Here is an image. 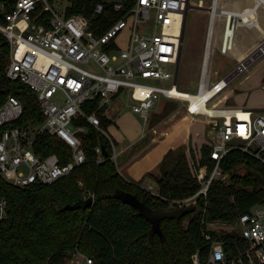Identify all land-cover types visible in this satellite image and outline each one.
<instances>
[{
	"label": "built area",
	"instance_id": "1",
	"mask_svg": "<svg viewBox=\"0 0 264 264\" xmlns=\"http://www.w3.org/2000/svg\"><path fill=\"white\" fill-rule=\"evenodd\" d=\"M114 18L102 33L90 27V18L82 13L66 15L55 9V0H1L0 32L11 46L6 76L29 86L44 113V120L30 127L7 126L23 112L21 100L9 95L0 106V177L20 188L33 183L52 184L70 174L87 159L83 148L86 120L109 139L112 159L116 161L115 142L108 130L101 127V113L111 119L114 100L123 93L132 101V111L147 119L161 95L173 98L176 69L182 38L184 17L190 0H106ZM202 5L203 0L199 1ZM219 0H213L211 21L203 52V68L198 93L224 80L205 101L208 103L224 91L237 76L259 57L238 64L213 84L210 83V63L215 48L231 54L238 21L223 19L218 27ZM105 3L95 5L94 14L105 11ZM7 8L9 10H7ZM213 33L211 35V29ZM264 54V52H263ZM262 54V55H263ZM249 55V54H248ZM261 56V55H259ZM94 60L103 70L92 71L83 66ZM172 65H176L172 69ZM174 80L171 86L166 83ZM99 99V103H94ZM87 103V111L84 105ZM191 107L190 113L205 115L210 123L206 141L212 146L211 156L217 160L210 176L200 166L199 158L191 161L193 174L202 183L200 190L184 199L165 198L178 207L196 204L200 194L207 196L213 180L231 182L229 173L220 165L223 157L238 149L264 163V114L242 106L213 107L214 112ZM48 134L64 140L72 148V159L63 163L55 153L42 156L35 151L37 139ZM255 145L258 150H255ZM100 159L101 145L96 147ZM153 194V185L147 187ZM198 207V206H197ZM8 215V201L0 194V221ZM207 258L198 249L192 255L193 264H264V202L251 206L235 221L201 220ZM84 264H94L86 257Z\"/></svg>",
	"mask_w": 264,
	"mask_h": 264
},
{
	"label": "trees",
	"instance_id": "2",
	"mask_svg": "<svg viewBox=\"0 0 264 264\" xmlns=\"http://www.w3.org/2000/svg\"><path fill=\"white\" fill-rule=\"evenodd\" d=\"M99 2L106 8L103 14L95 15ZM74 13L89 17L96 34H102L120 15L112 14L106 0H67L66 15ZM10 54V43L0 32V106L9 95L23 104L21 116L3 128L37 125L44 120V113L32 89L6 76ZM84 108L92 110L87 109V103ZM99 114L101 127L108 130L114 121ZM80 123L88 129L83 142L87 159L70 174L52 184L33 183L27 188L16 187L0 177V194L8 201V215L0 221V264H59L77 251L89 255L94 264H193L192 255L198 249L201 258H207L203 217L232 222L251 206L264 202V187L256 177L257 173L264 177V163L241 150H231L220 162L231 182L213 180L207 196L199 195L196 211L180 219L162 220L161 238L152 232V223L138 209L114 193L117 189L129 191L153 208L167 206L165 198L184 199L197 193L202 183L193 174L186 151H168L160 163V173L132 179L118 170L106 135L86 120ZM102 141L107 142L108 154L100 159L96 147ZM34 148L42 156L57 154L63 163L72 159V148L57 136L41 135ZM211 151L209 143L201 146L200 166L207 168V176L217 163ZM148 176L154 179L159 195L144 186ZM85 194L93 197V203L71 209Z\"/></svg>",
	"mask_w": 264,
	"mask_h": 264
},
{
	"label": "rangeland",
	"instance_id": "3",
	"mask_svg": "<svg viewBox=\"0 0 264 264\" xmlns=\"http://www.w3.org/2000/svg\"><path fill=\"white\" fill-rule=\"evenodd\" d=\"M199 1L190 0L191 7L187 16L179 74L176 83V88L189 93H197L201 80L203 52L210 22V12L204 9L210 7L213 3V0H204L205 4L203 6L205 8H203L199 6ZM243 1L224 0L223 5L232 7L229 9H238L240 7L238 5L242 4ZM53 5L55 9L62 12L63 8L67 5V0H55ZM220 28H222V24ZM254 33V30H250L249 37H253ZM240 34H242V28L237 32L235 38L236 41L238 40L239 45L233 49V52L239 57L245 55L257 45L254 44L255 46H251L248 50H242L243 42L245 43V39H248V33ZM257 57L259 58L247 70L237 76L224 91L208 103L209 108L234 106L237 104L242 107L258 109L256 110L258 114H264V54ZM237 64L238 60L229 54L223 53L216 47L210 63V83L216 82ZM83 66L95 72H103L94 60L84 63ZM175 68L176 65H172V69ZM173 82L174 80H171L166 85L171 86ZM118 101L120 116L130 119L132 101L127 96V93H123ZM188 104L189 101L186 99L175 96L169 98L161 95L147 119L135 113L137 121H135L134 126L138 125V128H143L142 139L132 146V148L126 150V152L123 150V145H116L115 153L118 170L120 172L126 170V164L132 159H129V157L141 152H144L143 155L145 157L138 161V163L144 162L142 165H145V170L156 163V166L153 169H148L144 175H150L151 172L155 174L160 173V163L164 155L170 150H173L175 153L186 151L190 161L196 162L200 157L201 146L208 140L211 127L205 115L190 113ZM147 179H149V176ZM150 185H153V191L157 190V185L154 181L145 180L144 186L148 187ZM88 197L89 195L85 194L84 198ZM86 257H89V255L77 251L71 256L65 257L59 264H84Z\"/></svg>",
	"mask_w": 264,
	"mask_h": 264
},
{
	"label": "crops",
	"instance_id": "4",
	"mask_svg": "<svg viewBox=\"0 0 264 264\" xmlns=\"http://www.w3.org/2000/svg\"><path fill=\"white\" fill-rule=\"evenodd\" d=\"M223 1L224 0H219L220 6H223L224 8H226V7L232 8V7H228L227 5H223ZM204 4L205 3H203L201 5L199 3V6L205 8L203 6ZM238 6H240L239 8H241V10H243V13H245L247 15V20L245 21V24L241 25V26L239 24L240 15L236 16L237 21H238L236 34H237V32H239V30L241 28H242V35L244 33H248V39L247 40L245 39V41H246L245 43H247V44H245L242 41L243 42L242 50H248L254 44H259L262 42L264 43V1L261 2V0H257V1L256 0H244L243 3L238 5ZM211 8H212V5L210 7H206L204 9V10H208L210 12V21H211ZM251 10H253L254 12H251ZM255 12H256V15H257L258 20H259L257 23H255V18H253L254 17L253 15H255ZM223 19L221 20V17L219 16V18L217 20L218 27H220L221 24L223 25ZM209 25H210V22H209ZM250 30H254V32H255L253 37H249ZM183 41H184V39H183ZM238 45H239L238 40L237 41L235 40V47ZM182 46H183V44H182ZM235 47H234V49H235ZM237 49H238V47H237ZM233 51L230 54V56H232L233 58H235L236 60L239 61L240 58H242V57H239ZM118 103H119L118 99L114 100V102H113L114 105L110 109L111 119L114 121V124L109 127L108 131L111 134V136L113 137V139L116 141L115 145H123V150H124V152H126V150H128L129 148H132V146H134L140 139H142L141 137L143 134V128L142 127L138 128V125L134 126L135 121H137V119L134 115L135 112H133V111H131V113H130L131 117H129L132 120L122 118V116H120V113H119L120 107H118V105H119ZM234 106H240V105L236 104ZM254 110H257V109H254ZM143 154H144V152L131 155L129 157V159H131V158L132 159L128 164H126V166H125L126 170L121 171V173L125 176H130L136 180H139L144 176L145 172L148 171V169H153L156 166V163H154L147 170L144 169L145 165L144 166L142 165L144 162H142L141 164L138 163V161L142 160L145 157V155H143ZM147 167H149V166L147 165ZM147 180L154 181V179H152V178H149Z\"/></svg>",
	"mask_w": 264,
	"mask_h": 264
},
{
	"label": "water",
	"instance_id": "5",
	"mask_svg": "<svg viewBox=\"0 0 264 264\" xmlns=\"http://www.w3.org/2000/svg\"><path fill=\"white\" fill-rule=\"evenodd\" d=\"M187 12L184 17V23H183V29H182V38H181V44L179 49V55H178V62H177V69H176V82L178 79L179 74V65H180V59H181V51H182V44L185 34V27L187 22ZM2 86V77L0 76V87ZM258 110V109H257ZM101 147L103 150V154H108L107 149V142L102 141ZM255 150H258V147L255 145ZM256 177L259 181V183L264 187V177L257 173ZM114 196L120 198L123 202L128 203L139 210L140 214L144 216L146 219H148L152 223V232L155 234H158L161 238H164V233L161 227V222L164 219H180L181 217L192 213L197 210V205H191L187 207H178L173 203H169L165 207H158L153 208L149 204H147L145 201L141 200L138 195L131 193L129 191H120L116 190L114 193ZM93 203V197L89 196L88 198H84L79 200L76 204L71 206V209L77 208L78 206H90Z\"/></svg>",
	"mask_w": 264,
	"mask_h": 264
},
{
	"label": "bare ground",
	"instance_id": "6",
	"mask_svg": "<svg viewBox=\"0 0 264 264\" xmlns=\"http://www.w3.org/2000/svg\"><path fill=\"white\" fill-rule=\"evenodd\" d=\"M263 1L264 0H261V2H263ZM219 3L220 2H218L216 12L219 13L221 19H223V18L232 19L234 16L240 15V20H241L239 22L240 26H241V24H245V21L247 20V15L245 13H243V10H241L240 8H238V9H229L227 7L224 8L223 6H220ZM251 12H254V11L251 10ZM253 16H254L253 18H255V23H257L259 20H258V17L256 15V12H255V15H253ZM212 33H213V28L211 29V35H212ZM240 35H242V34H240ZM234 38H236V32L234 34ZM263 52H264V43L262 42V43L257 44L254 48H252L245 55H241V57H244V58L246 57L245 61H250V60L254 59V57H257L258 55H262ZM223 81L224 80H220L219 82L215 83L211 88H209L206 91H203L201 93H198V92L197 93H189L187 91L180 90V89L176 88V86L172 87L171 93L175 97L188 100L191 104V107L194 106L193 104H196V105L200 104L202 108L208 110L209 112H214L212 108H209L208 106H206L205 101L209 98V96L215 90V87H217L219 84H222Z\"/></svg>",
	"mask_w": 264,
	"mask_h": 264
}]
</instances>
